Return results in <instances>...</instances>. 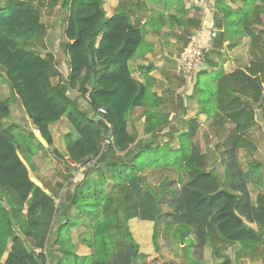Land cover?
I'll list each match as a JSON object with an SVG mask.
<instances>
[{"label":"trees","instance_id":"1","mask_svg":"<svg viewBox=\"0 0 264 264\" xmlns=\"http://www.w3.org/2000/svg\"><path fill=\"white\" fill-rule=\"evenodd\" d=\"M103 0H63L61 9L69 11L64 30V54L68 58L66 79L51 78V54L47 52V28L41 22V11L28 0H5L0 4V76L5 80L11 100L33 123L39 140L37 149L52 145L49 125L65 117L73 140L66 144L68 160L81 168L83 179L76 183L67 206L55 205L51 197L31 181L28 169L18 155V147L3 127L9 115L8 101L0 100V264H47L42 241L48 238L53 220H59L56 241L61 249L69 244V233L75 225L85 229L81 241L93 252L91 261L98 264H132L140 259L144 264H168L159 254L154 241L150 255H139L127 223L132 219L157 222L161 213L159 198L148 188L139 172L145 168H180L187 175V189L171 202L177 220L190 225L198 250L211 244L213 264H217L221 245H256L264 233V201L250 207L246 189L247 175L235 154L240 148L252 151L244 138L251 129L253 118L264 121V0H229L239 6L230 8L224 0H211L223 17L216 25L224 27L222 42L248 37L249 67L230 75L222 74L215 90L194 87L192 96L214 118L230 121L232 129L223 143L229 157V184L238 194L221 189L207 160L195 143L181 137L178 151L168 146L152 150L147 144L130 149L135 138L127 132L126 116L133 108L150 107L148 89L132 79L128 61L135 52L140 35L134 30L131 17L117 10L106 18ZM107 45L109 55L99 67L95 61L97 41ZM95 75L93 90L87 88L90 75ZM58 76V75H57ZM76 91L77 95L72 92ZM84 101V105H82ZM104 109L105 114H98ZM166 123L152 112L146 113L145 133L155 135ZM105 124L109 133L104 132ZM105 136L112 144L102 148ZM190 136L188 137V139ZM126 152L123 158L116 153ZM55 158L62 157L52 152ZM176 153V155L174 154ZM174 156V158L172 157ZM92 177L95 181H91ZM65 210H68L66 213ZM74 216V220L70 217ZM12 218L17 225L13 232ZM70 218V220H69ZM247 222L256 223V230ZM65 221L62 224V221ZM81 220L83 222L81 223ZM36 228L39 252L28 254V238ZM9 241L13 245L2 262ZM59 264L71 256L70 264L81 260L69 251ZM264 262V257H263ZM218 264H230L227 258Z\"/></svg>","mask_w":264,"mask_h":264},{"label":"crops","instance_id":"2","mask_svg":"<svg viewBox=\"0 0 264 264\" xmlns=\"http://www.w3.org/2000/svg\"><path fill=\"white\" fill-rule=\"evenodd\" d=\"M39 10L46 3L48 12H55L58 17V25L47 28L46 45L49 33L53 35L60 31L61 37L54 40L55 53L51 66L56 69L57 74L51 78L54 85L58 82L59 76L66 79L69 71L68 58L64 54V30L69 11L61 9L63 0H28ZM216 2V0H212ZM40 2V3H39ZM199 0H103L102 9L106 18H111L117 10H121L131 17L134 30L138 31L140 40L135 48V52L128 61V69L134 81L145 85L148 89L147 103L150 107H137L128 112L126 116L127 132L135 138V142L130 149L137 145L147 144L152 150L168 146L172 151L179 149V140L181 137L188 140V143L198 144L201 153L207 160L206 171L211 170L215 175L221 189H227L233 194H238L231 189L229 184V171L227 163L229 157L225 152L223 143L228 137L232 124L230 121H224L221 118H214L199 105L197 99L193 98L192 93L197 85V76L204 74L213 76L214 83L222 75H230L237 70H246L249 67V47L248 37H238L227 39L222 42L220 35L224 27L218 28L217 23L222 20V13L216 8L214 13H206L198 4ZM226 6L233 8L239 6L240 2L232 4L229 0H224ZM203 31L202 42L204 45L205 56L203 64L196 70L192 83L186 81L181 73L175 58L186 48L188 38L196 29ZM56 30V32H55ZM62 39V40H61ZM96 42L95 61L101 67L108 55L107 45ZM61 43V44H60ZM60 45V46H59ZM58 47L61 48V50ZM49 52L43 53L44 57ZM55 56V57H54ZM2 74V73H0ZM58 75V76H57ZM96 85V78H95ZM264 89V86H263ZM77 95L76 91L72 92ZM8 95L10 92L8 90ZM11 98V97H10ZM84 105V101H82ZM9 115L2 121L4 127L10 131L18 147V155L24 163L31 176V181L40 187L55 205L67 206L68 200L72 195L76 183L83 179V168H77L78 165L68 160L66 144L73 140L72 132L65 117L49 125V133L52 138V145L48 148L37 149L39 140L36 136V130L24 115L18 104L12 101L8 102ZM152 112L160 120L166 123L159 127L155 135L145 133L146 113ZM11 118V122L6 120ZM6 121V122H5ZM4 122V123H3ZM21 125L22 132L13 134L12 129ZM104 132L107 135L109 128L103 124ZM28 128V133L25 129ZM264 133V121L258 115L253 118V125L250 130L244 134V138L253 146L250 151L247 148H240L236 151L235 160L241 171L247 175L246 189L249 195L250 207L258 206L259 197L264 201V138L260 135L259 129ZM190 138L188 139V137ZM106 137V136H105ZM216 141L220 150V155L213 150L206 148ZM205 146V148H204ZM56 151L61 159L51 155ZM211 153L215 156V162L212 168L209 166ZM126 152L116 153L117 158H123ZM176 155V153H174ZM219 164L224 166L222 172L223 179L216 172ZM63 166L65 169H63ZM257 171H261V178L256 179ZM220 173V172H219ZM153 193L159 198V204L163 199H168L167 205L177 199L187 187V175L184 169L180 168H143L139 174ZM157 175V176H156ZM91 181H95L89 177ZM175 185V186H174ZM174 186V187H173ZM160 208V205H158ZM157 222L141 221L132 219L128 221L127 226L130 235L138 246L139 255H150L154 251V241L159 246V254L165 258L168 264H213L211 244H207L202 250L197 251L194 232L190 225H185L172 212H162ZM67 213L68 210H65ZM168 214V216H164ZM74 220V216L70 217ZM69 218V220H70ZM245 224L256 230V223L247 222ZM59 220H53L51 223L48 238L52 236V248L45 249L47 259L51 264H59L58 260L64 257L63 250L69 251L72 255L81 260V264H98L90 260L93 252L81 241V235H85V229L82 226L75 225L69 233V244L62 247L56 245V229L59 226ZM83 220H81V223ZM65 221H62L64 224ZM167 227H164L165 225ZM171 225V227H170ZM158 226L160 227L158 229ZM185 228L182 232V238L191 242L192 259H187L184 251V243L176 245L172 243V237L179 228ZM35 231L31 233L28 240L36 241ZM264 231V228H263ZM47 238V240H48ZM169 238V243L165 242ZM29 244V241H28ZM219 249L217 264L227 258L230 264H264V233L261 236V242L256 245L240 246L217 244ZM48 251V252H47ZM50 251V252H49ZM71 263V256H66L64 264ZM132 264H144L140 259Z\"/></svg>","mask_w":264,"mask_h":264},{"label":"rangeland","instance_id":"3","mask_svg":"<svg viewBox=\"0 0 264 264\" xmlns=\"http://www.w3.org/2000/svg\"><path fill=\"white\" fill-rule=\"evenodd\" d=\"M4 1L5 0H0V4H3L4 3ZM40 3V2H39ZM46 3L47 2H44V6L41 8V22L46 26V28H51L52 26H54V25H58L59 26V22H58V17H56V14H55V12H53L52 14H50V12H48V10L49 9H47V5H46ZM52 29V28H51ZM55 32H56V30H55ZM59 33L57 34L56 33V35H53V33H49V36H48V38H47V44H48V48H47V51L49 52V54H54V55H56V51H55V47H54V42L56 41V40H54V38L56 37V39H57V41H59L60 40V37H61V33H60V31H58ZM62 40V39H61ZM61 44V43H60ZM60 46V45H59ZM59 49H57V51L58 50H61V48L60 47H58ZM52 52V53H51ZM45 54V53H44ZM52 57H53V55H52ZM55 57V56H54ZM53 61V60H52ZM50 64H52V62L50 63ZM53 70L54 71H56V69H54V68H52L51 69V73L53 72ZM57 72V71H56ZM0 73H3V71L0 69ZM197 89H199V90H207L209 93H213L214 92V90H215V83H214V80H213V76H210V75H206V73H204V74H199L198 76H197ZM0 100H7L9 103H10V106L12 105V101L13 100H11V98H10V95H8V87H7V85H6V82H5V80L0 76ZM17 103V102H16ZM6 120H9L10 122H11V118L10 117H8ZM6 122V121H5ZM4 123V122H3ZM5 126V124L3 125V127ZM17 128H14V129H12V133L13 134H20V132H22L21 130H22V127H21V125H17L16 126ZM25 131H26V133H28L29 131H28V128H26L25 129ZM259 132H260V135L261 136H263V138H264V133L262 132V129L260 128L259 129ZM216 146H217V150H216V152L215 153H217V155L219 154L220 155V150H218L219 149V147H218V145H216V141L215 142H213V143H211L209 146L207 145V147L206 148H210V149H212L213 148V150L214 149H216ZM204 148H205V146H204ZM262 150H264V148L262 149ZM51 155L53 156V157H55L54 155H53V153H51ZM173 158H174V156H172ZM63 169H65V167L63 166ZM65 170H67V169H65ZM223 170H224V166H221L220 164H219V166H218V168L216 169V172L220 175V179H223V177H222V172H223ZM220 172V173H219ZM257 173L258 174H255L256 175V179H260L261 178V171H257ZM157 176V175H156ZM175 186V185H174ZM173 186V187H174ZM166 202H168V199H163L161 202H160V204H159V202H158V205H160V208L159 209H161V211L162 212H165V213H170V212H172V210L174 209V207H173V205H174V203H173V205L171 206L170 204H169V206L167 205V203ZM168 213V214H169ZM168 214H164V216H168ZM164 227H167L168 228V225L166 224ZM170 227H171V225H170ZM160 227L158 226V229H159ZM183 231H186L185 230V228H183V227H181V228H179L178 229V231L176 232V234H174V236L172 237V243L173 244H176V245H180V243H184L185 244V246L187 247V248H185L184 249V251L186 252V256H187V259H192V257H193V252H192V247H191V242H189L186 238H182L181 236H182V232ZM31 238V237H30ZM30 238H28V239H30ZM169 238H167L166 239V241L165 242H167V243H169ZM37 241V240H36ZM36 241H33V240H29V244H28V247H29V249L31 250V248H32V250L34 251V252H39V249H37V247H38V244H40V242L38 241L37 242V246H36ZM52 242H53V238H52V236H50V238H48V240L46 239L45 241L43 240L41 243H42V246H43V248H46V250H48L49 249V247L50 248H52ZM27 244V243H26ZM12 245H13V241H9V243H8V248H7V250H6V252H5V254H4V256H3V259H2V262H4L6 259H8L7 258V255H8V253L10 252V249H11V247H12ZM246 246H249V245H246ZM39 248V247H38ZM53 249V248H52ZM44 250V252H45V249H43ZM197 251L199 252L200 250H198L197 249ZM48 252V251H47ZM50 252V251H49ZM142 261V260H141ZM144 262V261H143ZM47 264H51V261L50 260H47Z\"/></svg>","mask_w":264,"mask_h":264},{"label":"built area","instance_id":"4","mask_svg":"<svg viewBox=\"0 0 264 264\" xmlns=\"http://www.w3.org/2000/svg\"><path fill=\"white\" fill-rule=\"evenodd\" d=\"M199 6L206 13H214L215 8L211 0H199ZM203 31L201 28L196 29L188 38L185 50L175 58L176 64L179 66L181 73L187 82L192 83L194 74L201 67L204 61L205 50L202 42ZM98 114H105L104 109H98ZM112 144V138L106 136L102 143V148L109 147ZM80 168V166H77Z\"/></svg>","mask_w":264,"mask_h":264},{"label":"water","instance_id":"5","mask_svg":"<svg viewBox=\"0 0 264 264\" xmlns=\"http://www.w3.org/2000/svg\"><path fill=\"white\" fill-rule=\"evenodd\" d=\"M90 77H91V78H89V81H88V83H87V88H88L89 90H93V89L95 88V75L91 74ZM107 148H108V147H107ZM214 162H215V156H214L213 153H211V157H210V159H209V166H210V168L213 167ZM1 199H2V198H1V196H0V201H1ZM10 223H11V226H12V230H13V232H16V231H17V225H16V222H15L12 218H10ZM24 248H25V250H26V252H27L28 254L31 253V250L29 249V247H28L25 243H24Z\"/></svg>","mask_w":264,"mask_h":264}]
</instances>
